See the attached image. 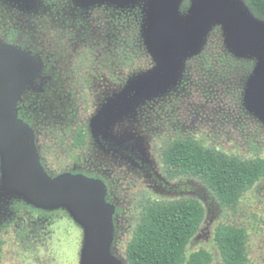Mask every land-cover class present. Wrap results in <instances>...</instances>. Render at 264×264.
Returning a JSON list of instances; mask_svg holds the SVG:
<instances>
[{
    "label": "rangeland",
    "instance_id": "obj_1",
    "mask_svg": "<svg viewBox=\"0 0 264 264\" xmlns=\"http://www.w3.org/2000/svg\"><path fill=\"white\" fill-rule=\"evenodd\" d=\"M197 1H176L177 30ZM152 2L0 0V46L32 68L17 74L10 119L28 133L47 179L82 175L100 185L109 260L127 264V244L149 200L192 198L206 214L188 256L204 249L212 264H226L215 230L227 224L247 230L250 264H264V179L227 208L198 179L167 180L161 159L170 142L185 137L243 160L264 157V119L245 100L264 56L234 49L227 25L214 21L197 49L182 56L177 77L152 87L166 68L148 39ZM227 56L254 63L246 82ZM83 126L88 145L73 149L67 137ZM0 241V264H86L87 225L69 202L40 206L11 189L1 148Z\"/></svg>",
    "mask_w": 264,
    "mask_h": 264
},
{
    "label": "water",
    "instance_id": "obj_2",
    "mask_svg": "<svg viewBox=\"0 0 264 264\" xmlns=\"http://www.w3.org/2000/svg\"><path fill=\"white\" fill-rule=\"evenodd\" d=\"M176 1L152 2L148 39L153 50L166 59L165 70L148 82L152 87H162L177 77L182 56L197 49L214 21L227 25L228 40L234 49L241 53L258 51L264 56V22L255 18L242 0H198L182 30L174 24ZM28 71H32L29 63L0 46V148L9 186L40 206L69 202L77 220L88 227L86 264H117L106 256L110 230L107 210L99 203L100 185L82 175L47 179L33 158L28 133L10 119L17 74ZM245 100L264 119V61L252 77Z\"/></svg>",
    "mask_w": 264,
    "mask_h": 264
},
{
    "label": "trees",
    "instance_id": "obj_3",
    "mask_svg": "<svg viewBox=\"0 0 264 264\" xmlns=\"http://www.w3.org/2000/svg\"><path fill=\"white\" fill-rule=\"evenodd\" d=\"M242 1L255 18L264 22V0ZM227 57L229 60H225L226 64H230L246 82L254 63ZM67 138L73 149L80 150L87 141L86 131L83 127H77ZM161 156L167 180L175 181L182 177L198 179L227 208L236 207L264 179V157L243 160L207 148L193 137L175 139ZM205 214L203 204L196 199L149 200L127 244V264H212L213 256L207 250L187 254L191 240L205 220ZM215 242L226 264H250L245 228L219 225L215 230ZM2 245L0 241V250Z\"/></svg>",
    "mask_w": 264,
    "mask_h": 264
},
{
    "label": "flooded vegetation",
    "instance_id": "obj_4",
    "mask_svg": "<svg viewBox=\"0 0 264 264\" xmlns=\"http://www.w3.org/2000/svg\"><path fill=\"white\" fill-rule=\"evenodd\" d=\"M38 9H40V8H38ZM83 128H84L85 131H86V135H87L86 140H87V141H86L85 146H84L83 148H81V150L84 149V148L88 145V142H89L88 139H90V137H91V136H90V135H91L90 130H89L87 127H85V126H83ZM73 131H74V130H73ZM73 131H72V132H73Z\"/></svg>",
    "mask_w": 264,
    "mask_h": 264
}]
</instances>
